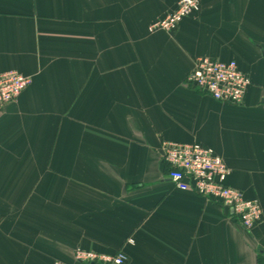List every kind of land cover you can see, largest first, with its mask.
Masks as SVG:
<instances>
[{"label": "crops", "instance_id": "1", "mask_svg": "<svg viewBox=\"0 0 264 264\" xmlns=\"http://www.w3.org/2000/svg\"><path fill=\"white\" fill-rule=\"evenodd\" d=\"M179 1L0 0V75L32 79L0 113V264H264V0H202L150 32ZM200 58L238 63L241 105L186 84ZM167 143L211 148L261 224L177 190Z\"/></svg>", "mask_w": 264, "mask_h": 264}, {"label": "built area", "instance_id": "2", "mask_svg": "<svg viewBox=\"0 0 264 264\" xmlns=\"http://www.w3.org/2000/svg\"><path fill=\"white\" fill-rule=\"evenodd\" d=\"M201 1L180 0L177 10L150 26V32H175L185 18L200 12ZM185 82L198 93L235 106L243 103L251 85L250 78L240 70L237 62L210 58L198 59ZM31 84V78L17 72L1 74L0 113L16 102ZM162 162L177 190L221 204L229 218L247 231L261 224L263 208L260 201L248 200L241 190L228 185L231 170L211 148L198 143H167L162 147ZM75 260L77 264H128L130 258L125 252L107 258L78 250Z\"/></svg>", "mask_w": 264, "mask_h": 264}]
</instances>
